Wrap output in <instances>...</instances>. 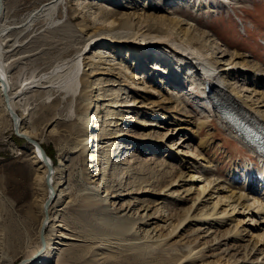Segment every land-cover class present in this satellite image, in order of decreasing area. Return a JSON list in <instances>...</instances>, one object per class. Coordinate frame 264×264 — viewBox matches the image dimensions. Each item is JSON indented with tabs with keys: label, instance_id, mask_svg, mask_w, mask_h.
<instances>
[{
	"label": "bare ground",
	"instance_id": "1",
	"mask_svg": "<svg viewBox=\"0 0 264 264\" xmlns=\"http://www.w3.org/2000/svg\"><path fill=\"white\" fill-rule=\"evenodd\" d=\"M98 1L101 6L96 10L98 9L97 16L101 23L91 28V25L95 24L84 16L85 24L79 29L82 33L79 44L75 45L57 67L32 77L29 81L25 80L20 86H17V78L11 75L10 68L13 67L14 63L27 58L16 59L19 54L18 48L22 45L20 46V44L18 45L19 42L9 39L8 35L20 28H24V30L32 26L35 28L39 22L40 24L43 23V26L50 22H62L64 17L58 10H62L63 13L64 9H66L67 18L62 24L69 25V23L81 18L83 10L87 8L93 10L94 7L77 1V7L74 8L73 4L68 5L71 0H49L33 11L22 23V26L5 27L0 30V114L2 113L0 117H7L14 131L17 129L16 133L19 138L25 140L33 150L31 164L34 173L31 176V183L27 187L31 196L29 202L24 204V210L28 224L33 228L28 229L29 234H32V241H35L36 238L38 248L32 251L31 246L33 244L28 243L29 245L26 247L27 256L23 264L80 263L84 257L78 253L80 249L74 246V242H81L82 236H80L81 232L76 231L74 226L77 221H71V219L63 217L64 214H60L67 210L92 212V219L103 221L110 226V230L107 229L109 232L120 230V233L116 235L118 238H113V236L111 239L112 235H109L107 239L105 238L106 240L98 238L99 241L95 242V244H100L97 249L108 250V248H113V240H117L119 247L130 246L129 249L134 250L136 247V251L140 248L149 250L154 246H168V249H164L169 251L166 252L167 254L170 251L176 253L174 256L171 254L173 257L170 264H264V228L261 229L264 220L259 223L260 227L255 230L256 232L252 230L258 224L255 222L257 218L254 217L261 215L264 219V197H260L254 188L251 189L252 186H257V179L255 180V178L258 176L254 172H251V175L247 172L242 185L235 187V183L231 180L214 178L216 175L212 170V160L208 159V161L202 158L206 163L204 167L201 165L204 169L203 172L212 173L210 177L201 179L202 177H198L195 171L190 170L189 167H184L183 170V165L182 168L168 166L171 168L170 172L163 174L160 172L158 175L153 174L156 170L149 171L153 174L151 176L147 174L151 167L149 165L151 159L139 160L135 153H131L130 157L127 156L121 161L120 154L123 150L125 151V148H127L126 150L132 148V152L140 144L145 147V145L147 146L146 143L150 142L148 140L150 138L154 140V137L150 135L138 136L139 134L136 132L128 135L123 129L117 132L113 130L115 124L117 127L123 125L120 123L121 120H124L123 115L120 111L114 110L118 106L126 108L138 103L142 104L144 108L147 106H151V109L162 107L168 112L171 110L172 113H178V107L181 105L177 103L176 107L173 104L176 99L178 100L177 97L182 93V90L179 94H174L176 99L171 96L170 99L155 101L153 94L156 92L152 93L148 89L152 91L157 89L150 85L145 86V89L148 88L145 91L141 87L144 83L149 85V81L144 82L147 75L143 76V81L141 75L131 71V67L123 65L125 60L118 62L119 59L116 57L117 54L126 52L129 58L130 56L134 57L132 64L136 69H141V65L146 64V59L153 61L156 56L159 58L156 68L146 65L149 68L148 77L152 78L153 82L162 85L165 82L160 80V77L169 74L178 81L180 80L178 78L182 77L183 81L181 80L180 83L182 86L185 85L186 80L190 81L191 89H195L197 86L208 102L207 106L218 125L257 159L260 164L261 175L264 177V154L256 148V145L262 144V140L251 139L253 131L258 138H264L263 63L252 61L248 57L249 55L240 52L231 55L230 59L223 63L225 55L220 56L222 59L216 57L219 52L213 53L209 35L196 31L188 23H184L181 17L176 16L178 11L160 15L147 10L146 5H153L154 0L143 6L142 9L123 15L109 7L112 0ZM121 2L123 1L116 3L117 8L119 5L120 7L123 6L120 4ZM201 2L202 0H200ZM5 6V0H0V19L5 13ZM36 21L38 22L35 23ZM87 23L88 25H86ZM88 27L90 28L87 32L85 28ZM67 35L69 36V34ZM224 51L226 50L223 49L220 54ZM30 52L32 53V51ZM158 70L164 74L157 73ZM126 71L131 72L127 73ZM105 75L111 78L103 79L100 77ZM237 75L245 78V82L249 83L253 82L251 77H254V88L253 84L252 86L251 84L248 85V87L245 84L244 87L235 88L231 81L234 79L233 76ZM119 81L124 82L126 87H131L133 93L140 94L143 92L144 94L133 97L130 101L122 102L120 105L118 101L119 92L124 89L115 91L104 87L105 84H116ZM175 82L177 81L170 83V89L173 90ZM29 88L45 90L51 94H49L48 99L52 102L48 108L46 107V113L51 117L49 119V117L46 118V115L41 114L43 116L41 117L45 118L46 121L43 120L45 122L44 130L41 129V133L38 134L29 120L28 106L22 104L23 99L21 97ZM95 93L96 95H94ZM108 93H112V95H108ZM113 93L116 95L114 96ZM108 96H114L111 104L116 106L108 109L105 116L106 120H100L102 105H99V102L106 101L105 98ZM179 97L181 98V96ZM84 103L86 104L84 105ZM132 103L133 105H131ZM62 104L73 105L71 113L69 112L70 118H72L69 120L71 121L69 124L63 120L65 117L60 109ZM165 104H172L174 107H167ZM93 106L94 110L92 111H96L94 115L91 112ZM114 116H117L118 119H113ZM78 118L81 120V126L78 124L80 121ZM172 119L177 121V125H180L177 116H172ZM148 122L142 120L138 124L141 126H146L149 123L150 126L155 124V122ZM207 124V121L198 124L199 133ZM97 128H99L100 133L93 136L91 133L95 132ZM191 132L195 131L191 130ZM164 136L166 135L164 134L159 139H164ZM49 139L60 142L62 154L59 165L55 164L42 147L43 141ZM124 141L128 143L132 141V143L128 147H123ZM95 142H97V149L94 148L91 151ZM134 144L136 145L132 147ZM206 144L207 142L204 140L200 141L198 147L190 152L200 156L201 153H196H199L200 148H206ZM69 146L72 149H69ZM89 150L91 153L86 157ZM73 153H79L77 159H74L73 163L67 166L63 158ZM179 153L180 151H178ZM79 163H88L91 169L95 168L96 173L91 176L90 180L96 179L92 183L99 185L102 193H99L98 189L94 194L88 195L86 192V194L79 195L78 198V195L76 196L73 191L69 192V185L76 182L72 177V169H75L74 167ZM163 165L164 163L161 164V166ZM166 167L167 164L164 168ZM129 170H135L139 174L132 173V178H130L132 181L128 184V179L123 182L124 179L121 176L127 175ZM231 176L233 180L235 178L239 180L240 177L236 169ZM100 179L101 181H99ZM262 190L264 192V189ZM76 191L75 193H77ZM263 192L261 193L263 194ZM127 197L129 199L126 204L124 202L118 209L117 201ZM143 197L148 198L144 199ZM167 200L174 201L176 206L169 209L168 203L165 202ZM139 205L141 206L137 209ZM178 205H185L186 207L179 208ZM124 206L125 208L122 209ZM127 210H129L128 212L133 211V213L129 215L126 213ZM95 212H100V217H96ZM105 213L109 214L107 218ZM117 214L118 216H116ZM247 218H251V221L254 222L249 227L245 226ZM34 226L37 228L34 229ZM142 227L145 228L143 230L145 235L136 238ZM96 228L94 229L96 230ZM103 228L100 230H104ZM186 230H188L189 235L197 234V240L200 239L204 242L191 243L186 241V251L182 252L175 247L178 242L173 243L172 240L180 238L181 232H186ZM105 232L107 231L105 230ZM91 236L93 238V235ZM212 236L214 237L212 238ZM87 237H85L86 241ZM143 239L145 241L140 244L129 243ZM182 239L184 241V238ZM88 241L92 240L89 239ZM171 242L173 244H170ZM77 254L78 256H76ZM104 258L105 261L113 263L116 255H106ZM208 258L217 260L209 261ZM5 259L0 253V264H4ZM15 262V260H10L8 264H15Z\"/></svg>",
	"mask_w": 264,
	"mask_h": 264
},
{
	"label": "rangeland",
	"instance_id": "2",
	"mask_svg": "<svg viewBox=\"0 0 264 264\" xmlns=\"http://www.w3.org/2000/svg\"><path fill=\"white\" fill-rule=\"evenodd\" d=\"M47 1L49 0H5V13L0 19V30L5 27L11 28L14 26L18 27V25L22 26V23L25 21V19L33 11L38 9ZM77 1L83 2L84 5L89 4V7L90 5H92L94 9L89 10V8H87L83 10V13L80 16L81 18H78V20L74 21L73 23H69V25L62 24L67 18L66 9L63 10V13L62 10H58V12H60L64 17L62 22H50L49 24L44 26L42 25L43 23L40 24L39 22V24L35 28L34 26L30 27L31 29L28 28L27 30H24V28H20L19 30L17 29L12 31L8 35L9 39L14 40V42H19L18 45L20 44V46L22 45L18 48L19 54L16 59L23 57L27 58L16 62V64L14 63L12 65L13 67L10 68L12 71L11 75L17 78V86H20L21 83L25 82V80L29 81L30 79H32V77H35L39 74H42L43 72L45 73L48 70L50 71L53 68L57 67L61 63V61L65 59L67 54H69L70 51L75 47V45H78L81 41L80 39H82V33L79 31V29L80 27L84 26L85 18H89V21L95 24L91 25V28L101 23L97 16L98 9L96 10V8H100L101 6L98 0H71V3H69L68 5L70 6L73 4V7L76 8ZM119 1H123L120 3L123 4V6L120 7L119 5L117 8L116 3H118ZM150 1L152 0H112L110 1L109 7L114 8L119 12V14L122 15L125 13L131 14L137 9H142V7L146 4H150ZM154 1L155 3L153 5H146V9L151 11V13L153 12L155 14L166 15L168 12L172 13L178 11L179 13H176V16L181 17V19L184 20V23H188L189 26H192V29H195L196 31L206 33L205 35L207 36L209 35L208 38H210V43L213 46V48H211L213 53L219 52L218 55L216 54V57L220 58V56L225 55V59L223 58V63L226 62V60L230 59L231 55L235 54L236 52H240L249 55L248 57L251 58L252 61H259L261 64L263 63L262 67L264 69V0H202L201 3L200 0ZM57 15H55V17H57ZM37 22L38 21H36L35 23ZM86 25H88V23ZM89 28L90 27L85 28L87 32ZM67 34H69V36ZM83 37H85V35H83ZM223 49L226 51L220 54ZM30 51H32V53ZM116 57L119 59L118 62H122L123 60H125V62H123V65L131 67V71H134L135 73L141 75V79L143 81V76L147 75L144 82L149 81L150 83L149 85H146V83H144L145 85L143 84L141 87L145 89V86L148 87L151 85L155 89H157L156 91H152L148 88L145 89V91L148 89V91L152 93L156 92L155 94H153L155 95L153 96V100L161 101L168 98L170 99L171 96L175 98L174 94H179V92L182 90V93L179 95L182 99L178 96L177 98L179 101L175 98L176 102L173 104L176 107L177 103L178 105H181V108L178 107V113H172L171 110L168 112L167 110H163L162 107L151 109V106H147L144 108L142 104L138 103H135L134 105L132 103L131 105L133 106H128L126 108H120V106H118V108L114 109L116 110V112L120 111L124 119L120 121L121 124L123 123L122 126L117 127L116 124L115 126H113V130L115 132L123 129L128 135L136 132L139 134H136L138 136L150 135L151 137H154V140L152 138L148 140L151 143L147 142V146L145 145L144 147L143 144H140V146L135 147L132 152V148H130V150H126L127 148H125V151L123 150V152L120 154L121 161H123V159H125L127 156L130 157L131 153H135L136 157L139 158V160L151 159V164L149 162V165L151 167L147 171L148 175H158L160 172L163 174L164 172H170L171 166L182 168L183 165V170L184 167H189L190 170L195 171V174H197L198 177L201 176V179H204L208 176L210 177V175L212 174L204 173V169H202V166H206L204 160L209 159L212 160V170H214L213 173L216 175L214 178L219 177L220 180H231V182L233 181V183H235V187H240V185H242L245 174L247 172L250 175L251 172H254L255 175L258 176V178H255V180L257 179V186H252L251 189L254 188L257 193H259L260 197H264V192L262 190L264 189V177L261 175L260 164L258 162L256 165L254 164V160L257 159L253 157L246 148L240 145V143L236 139H233V137H230L226 134V132H224V130H222V128L218 125L215 117L210 112V108L207 106L208 102L205 100L202 93L198 90L197 86H195L197 89H191L189 80H186L185 85L182 86V84H180L183 81L182 77L178 78L180 79L178 81L174 78L173 75L164 73V76L160 77V80L165 82V84L161 85L157 82H153L152 78L148 77L147 73L149 71V68L147 66H153V68H156L159 59L156 56L154 57L155 59H153V61L150 59H146L147 62L146 64H144V66L141 65V69H136V67L132 64L134 63V57L130 56L129 58V55L126 52H124L123 54H117ZM131 71L126 72L130 73ZM157 73H161V75H163L159 70L157 71ZM100 77L103 79L111 78L107 75ZM233 77L234 82H231L234 83L235 88L238 89L240 86L244 87L245 84H247L246 87H248V85L250 86V84L252 86L253 84L254 88V77H251V79L253 78V82L251 83L247 81L245 82V78H241L239 75ZM174 81L178 82H175V85L173 86V90L176 89L175 91L170 89V83ZM104 87L107 89H113L115 91L124 89L123 91L119 92L120 97L118 98V101L120 102V105L122 102L130 101L133 97L144 94L143 92H140V94L133 93L131 87H126V84L120 81L116 84H105ZM114 93L113 95L115 96L116 94ZM49 94L45 90L29 88L24 96L21 97L23 99L22 104H26L28 106L30 113L29 120L31 121L32 126H34L35 131H37V134L41 133V129L44 130L43 128L45 127V122H43V120L46 121V119H43L42 117L44 115H46V118L49 117L48 113H46L48 106H50L52 102V100L50 101L48 99ZM94 95H96V93ZM108 95H112V93H108ZM114 96H108L105 98L106 101L99 102V105H102L100 120H106L105 116L108 109H110V107L116 106H113L114 104H111V102H113L112 99L114 98ZM93 101L95 100L93 99ZM139 101H141L140 98ZM78 103H80V101H78ZM85 104L86 103H84V105ZM165 105H167V107H174L172 104ZM72 107L73 105L71 106V104L70 106L62 104V107L60 108L63 111L64 117H67V119L63 117V120L66 124H69L71 122L69 120H71L72 118H70L71 115L69 114L72 111ZM180 109L182 110L179 111ZM92 110H94V106L92 107L91 112H93ZM95 113L96 111L93 112V115ZM174 115L178 117L180 125H177V121H174L172 119V116ZM0 116H2V113L0 114ZM0 118V253L4 258H6L4 264H8L10 260H15V264H23L27 256L26 247L30 244V242L33 244V246H31L32 251L38 248L36 245V238L35 241H32V234H29L28 229L33 228L28 224L29 222L27 221L26 211L24 210V204L29 202L31 196L27 187L31 183V176L34 173L31 164L33 150L25 140L19 138L16 133L17 129L14 131L7 117ZM113 119L118 118L117 116H114ZM78 120L80 119L78 118ZM142 120L155 122V124L153 126H150V123L148 122V125L141 126L140 124H138V122ZM206 121L208 123L207 126H205L199 133L197 127L198 124L200 122ZM78 124L81 126V120L78 122ZM54 125H56V123H54ZM98 129L99 128L95 129L97 132L95 131L91 134L93 136H95L96 133L99 134L100 130ZM191 130L195 131L196 135H194L195 132L190 133ZM164 134L166 136H164V139L160 140L159 138ZM203 140L207 142V144L209 143V146L206 144V148L199 149V153L196 154L201 153L200 156H197L190 152L191 150L196 149L198 147V143ZM126 142L127 141H124L123 147H128V145L132 143V141H129V143ZM136 144L132 145V147H134ZM59 145V141L51 139L43 141L42 144L44 151L49 157L54 160L56 165L60 164V155L62 154V152H60L61 148ZM93 145L94 147H91V151L94 150V148L97 149V142L93 143ZM69 149L72 148L69 146ZM205 149L208 151H206ZM178 151H180L179 154ZM124 152L125 154H123ZM89 153H91L90 150L87 151L86 157L87 155H89ZM78 154L73 153L65 156L63 160L66 165L70 166L73 163V160L77 159ZM187 154H189V156H187ZM129 160H131V158H129ZM162 163H164L163 166H161ZM165 164H167L166 168H164ZM74 168L75 169H72V177L76 182L69 185V192L73 191L76 196L78 195V198L80 197L79 195L86 194V192L88 193V195L94 194L98 189L99 193L103 192L102 190H100L99 185L92 183L96 179H92V181L90 180L91 176L96 173L95 168L91 169L88 163H79ZM235 169L241 177H239V180H236L235 178L236 181L233 180L231 176ZM149 171H154L155 173L152 174ZM132 173L139 174L136 173L135 170H129V173L127 175L121 176L122 179H124L123 182L128 179L127 181L129 184V182L132 181V179H130L132 178ZM129 174L130 176H128ZM99 181H101V179ZM75 191L77 193H75ZM261 192H263V194ZM143 198L147 199L148 197ZM128 199L129 197L125 198L124 200L117 201V208L120 209L124 202V204H126ZM165 202L168 203L169 209H172V207L176 206L174 201L172 202L170 200H167ZM140 206L141 205L137 206V209ZM178 207L184 208L186 206L178 205ZM124 208L125 206L122 209ZM128 211L129 210H127L126 213H128L129 215L133 213V211ZM88 212L84 210H67L66 212L64 211L60 213L62 215L64 214L63 217L71 219V221H77L74 226L77 229L76 231L81 232L80 236H82V240L81 242H74V246L79 247L80 252L78 253L81 254V257H84L80 260L79 264H170L171 258L176 254L172 251L167 254L166 252L169 251L164 249H168V246H154V249L149 248V250L147 248H140V250L138 251H136V247H134L135 250L129 249L130 246L123 248L117 245L119 244V241L117 240H113V248H108V250L97 249L98 245L100 244H95V242L99 241V239H107L109 235H112L110 237L111 239L113 236V238H118V236L116 235L120 233V230H111V234L109 232L110 226L108 224L103 223V221L92 219V212H89V214ZM95 213L96 217H100V212ZM105 214H107V216ZM105 214L104 215L107 218L109 214ZM116 216H118V214ZM259 216H253L254 218H257L255 222L258 223L254 226L255 229L252 228L253 232H256L255 230L260 227L259 223L264 220L262 219L261 215ZM77 223H80V226ZM92 223H94L93 225L98 227H94ZM245 223H247L245 224V226L249 227L250 224L252 225V223L254 222L251 221V218H247L245 220ZM100 225L103 226L101 227ZM262 226L263 227L261 229L264 228V225ZM36 228L37 226H34V229ZM94 228H96V230ZM102 228L104 230H100ZM144 229L145 228L142 227L141 232L138 231L139 234L136 238H140L145 235L143 233ZM92 230H94L95 232L93 233ZM105 230L109 232L108 235ZM113 232L116 233L114 234ZM91 235H93V238ZM208 235H210V233H208ZM87 236L90 237L88 238ZM85 237H87V241ZM213 237L214 236H212V238ZM29 238L31 241L29 240ZM119 238H121L120 235ZM180 238H176L172 240V242H178L176 243L175 247H177L179 251L182 250V252L186 251V241L191 243H195L196 241L204 242L200 239L197 240V234L192 233L189 235L188 230H186V232L183 231V233L181 232ZM182 238H184V241ZM89 239L92 241H88ZM144 241L145 239H143L142 241L134 240L129 243L140 244ZM172 242L170 244H173ZM129 243L128 245H130ZM63 249H65V247H63ZM137 249L139 248L137 247ZM106 255H116V258L114 260L115 262L110 263L108 261H105L104 257ZM76 256H78V254ZM208 259L209 261L217 260L214 258Z\"/></svg>",
	"mask_w": 264,
	"mask_h": 264
},
{
	"label": "water",
	"instance_id": "3",
	"mask_svg": "<svg viewBox=\"0 0 264 264\" xmlns=\"http://www.w3.org/2000/svg\"><path fill=\"white\" fill-rule=\"evenodd\" d=\"M32 143H33V142H32ZM33 145H34V146H36V144H35V143H33Z\"/></svg>",
	"mask_w": 264,
	"mask_h": 264
}]
</instances>
